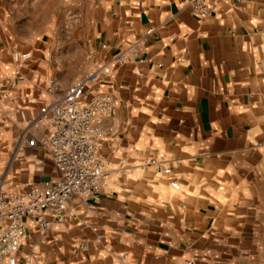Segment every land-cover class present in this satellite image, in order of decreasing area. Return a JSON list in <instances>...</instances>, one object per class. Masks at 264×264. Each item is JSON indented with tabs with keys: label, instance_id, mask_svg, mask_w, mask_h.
<instances>
[{
	"label": "crops",
	"instance_id": "crops-1",
	"mask_svg": "<svg viewBox=\"0 0 264 264\" xmlns=\"http://www.w3.org/2000/svg\"><path fill=\"white\" fill-rule=\"evenodd\" d=\"M209 3L0 0L1 186L60 176L36 122L51 79L62 93L98 60L91 93L118 88L103 188L45 231L28 218L18 264H264V0Z\"/></svg>",
	"mask_w": 264,
	"mask_h": 264
},
{
	"label": "built area",
	"instance_id": "built-area-1",
	"mask_svg": "<svg viewBox=\"0 0 264 264\" xmlns=\"http://www.w3.org/2000/svg\"><path fill=\"white\" fill-rule=\"evenodd\" d=\"M238 6L241 0H224ZM194 12L206 17L210 13L209 0H190ZM31 58L29 51H14L13 60L21 65ZM111 75L108 64L96 60L92 67L82 73L64 92L51 79L49 91L54 98L42 105L36 117L38 124L50 128L48 140L50 153L60 170V176L47 180L42 185H33L24 191H14L0 185V258L6 264H18L17 252L28 232L27 219L32 218L42 230H47L53 221L73 217L74 195L82 198L95 197L103 188L109 173L98 150L104 136V120L115 109L118 88L109 82L108 91L91 93L89 86ZM151 163H156L151 160ZM159 170L171 172L170 167ZM174 189L180 184L171 180ZM34 255L27 257L32 264Z\"/></svg>",
	"mask_w": 264,
	"mask_h": 264
}]
</instances>
